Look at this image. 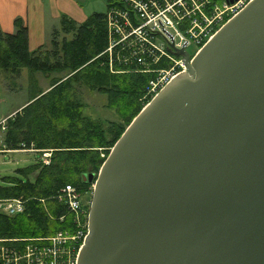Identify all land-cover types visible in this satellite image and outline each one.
<instances>
[{"label": "water", "instance_id": "water-1", "mask_svg": "<svg viewBox=\"0 0 264 264\" xmlns=\"http://www.w3.org/2000/svg\"><path fill=\"white\" fill-rule=\"evenodd\" d=\"M166 51L186 70L99 166L76 264H264V0Z\"/></svg>", "mask_w": 264, "mask_h": 264}, {"label": "trees", "instance_id": "trees-1", "mask_svg": "<svg viewBox=\"0 0 264 264\" xmlns=\"http://www.w3.org/2000/svg\"><path fill=\"white\" fill-rule=\"evenodd\" d=\"M110 6L107 0L105 11ZM14 28L12 34L0 32V74L18 77L24 69L28 76L39 73L49 83L45 90L36 87L35 81L29 84L26 103L4 121L0 150H45L50 155L47 165L35 162L17 169V177L0 178V201L23 203L22 212L14 216L0 212V240L41 238L71 229V215L54 196L66 184L82 193L92 185L108 150L140 111L136 100L153 71L165 61L154 53L145 56L149 70L145 73L141 72L145 67L128 59L126 49L109 61L102 54L108 43L105 13H93L81 23L61 16L47 49L28 51L26 29L18 20ZM79 85L106 96L109 108L121 97L126 100L117 109L120 122L103 126L84 116V105L74 92ZM122 85L130 91L117 92ZM82 174H91V182H82Z\"/></svg>", "mask_w": 264, "mask_h": 264}, {"label": "built area", "instance_id": "built-area-1", "mask_svg": "<svg viewBox=\"0 0 264 264\" xmlns=\"http://www.w3.org/2000/svg\"><path fill=\"white\" fill-rule=\"evenodd\" d=\"M108 1L111 5L105 11L108 43L102 54H107L109 61L112 55L117 59L118 52L125 49L128 59L145 68H148L145 64V56H150L151 53L157 54L158 57L163 58L162 60H171L174 55L168 53L166 49L172 41L173 43L174 40L179 42L177 45H172L174 49H184L190 43L186 37L189 39L196 37L203 31L206 23H211L209 14L203 8L201 9L203 0ZM249 1L242 4L238 0L232 10L229 12L226 10L227 14L231 13L229 18L238 13ZM116 4H120L124 9L120 10ZM213 33L207 37V40ZM185 70L184 63L178 60V63L168 70L153 71L157 75V80L155 84L150 82L149 95L151 98L167 82ZM141 72L145 73L149 70L145 69ZM41 153L43 154L39 162L47 165L50 151H41ZM81 197V192L69 184L64 185L54 196V199L62 204L65 212L71 215V224L76 227L70 237L60 233L41 238L0 240L5 242L0 243V263L76 264L77 253L87 233L88 203L87 205L81 204ZM22 204L17 199L1 200L0 212L7 216H14L22 212Z\"/></svg>", "mask_w": 264, "mask_h": 264}, {"label": "rangeland", "instance_id": "rangeland-1", "mask_svg": "<svg viewBox=\"0 0 264 264\" xmlns=\"http://www.w3.org/2000/svg\"><path fill=\"white\" fill-rule=\"evenodd\" d=\"M80 1L83 4V7H86L85 5L87 1L85 0H80ZM106 1L98 0V2L97 1L91 2V4L88 5V8L90 9L91 12L94 13L96 12L104 13ZM237 1L238 0H235L231 4H226L225 0H203V3L201 4V9L203 8L205 12L209 14L208 16L211 18L210 19L211 23H206V26L203 29V31H201V33H198L196 37H192L191 39L186 37V40L190 42L184 48V51L188 56V60L204 44V42L207 40V37L211 35L222 23H224L231 16V13L227 14L226 10H228V12L232 10ZM247 1L248 0H240V3L244 4ZM170 32H172V30H170ZM178 43H179L178 41L174 40V43L172 41V43L170 44L177 45ZM47 48H48V44L46 43L45 45H43V49H47ZM172 57L173 59L171 60L166 59L161 64V68H159L157 71L168 70L169 68L176 65V63H178V60H181L183 62L181 56H172ZM145 69H147V67ZM156 77L157 75L156 73H154L153 78L146 83L142 96L138 100H136L138 106H141V108L152 99L151 95H149V89L151 85L150 82H153V84H155L157 80ZM33 81H35L36 87L42 90H45L48 87L49 79L43 77L39 73H33L31 76H28L27 71L22 69L18 77H6L0 74V125L4 124V122L2 124L1 122L3 121L4 118L7 117V115L16 112L19 107H21L26 103L28 92L30 90L29 84H31ZM125 90L127 91L128 88L122 85L120 90L117 92L123 93V91ZM75 91H76L75 95L77 96V99L79 100V102H82V104L84 105L82 109L83 115L88 117V119L94 122H100V124L103 126H105L109 122H115V123L120 122L117 109L118 107L121 109L123 107L121 103L122 100L124 99H122V97L117 99L116 100L117 102H113L115 105H112L109 108L107 105L106 96L96 92L89 91L87 90L86 87L80 85L76 86L74 92ZM124 101L126 102V100ZM2 131L3 130H1V126H0V144L3 139ZM20 151L21 152L0 154V178L17 177L18 175H15L17 169H24L33 165L35 162H39L43 154L41 153V151H45V150L22 149ZM100 156L102 157V155ZM91 188H92L91 185H87L85 190H83V193L81 192L82 194V197L80 198L81 204L87 205L90 198ZM78 191L80 192L79 189ZM71 220L72 217L70 216V222ZM75 230L76 227L74 225L71 226V229L65 230L63 232H56L50 236L64 233V236L70 237L72 231Z\"/></svg>", "mask_w": 264, "mask_h": 264}, {"label": "crops", "instance_id": "crops-1", "mask_svg": "<svg viewBox=\"0 0 264 264\" xmlns=\"http://www.w3.org/2000/svg\"><path fill=\"white\" fill-rule=\"evenodd\" d=\"M85 1H87L85 6L88 10L83 7L80 0H0V32L4 34L14 33V22L20 21L26 29L28 51L35 50L45 45L52 31L58 29L61 16H65L75 23H81L93 14L94 12L90 11L88 5L94 1L98 2V0ZM14 113L7 115L6 118ZM6 118L3 119L2 123ZM0 126L4 128V124ZM0 149H3L2 142ZM12 152L21 151L0 150V154Z\"/></svg>", "mask_w": 264, "mask_h": 264}, {"label": "bare ground", "instance_id": "bare-ground-1", "mask_svg": "<svg viewBox=\"0 0 264 264\" xmlns=\"http://www.w3.org/2000/svg\"><path fill=\"white\" fill-rule=\"evenodd\" d=\"M224 23H225V22H224ZM224 23H222L221 25H223ZM221 25H220V26H221ZM172 47H173V46H172ZM184 67H185V66H184Z\"/></svg>", "mask_w": 264, "mask_h": 264}]
</instances>
